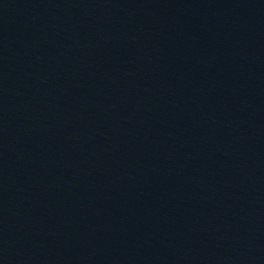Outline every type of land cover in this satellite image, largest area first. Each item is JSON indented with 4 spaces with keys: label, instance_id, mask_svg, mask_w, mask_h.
Masks as SVG:
<instances>
[{
    "label": "water",
    "instance_id": "95a60500",
    "mask_svg": "<svg viewBox=\"0 0 264 264\" xmlns=\"http://www.w3.org/2000/svg\"><path fill=\"white\" fill-rule=\"evenodd\" d=\"M126 0H0V264H134Z\"/></svg>",
    "mask_w": 264,
    "mask_h": 264
}]
</instances>
